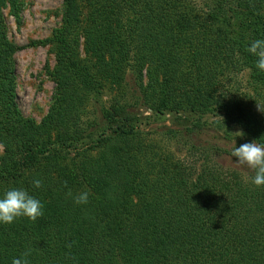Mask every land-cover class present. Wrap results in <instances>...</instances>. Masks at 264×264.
I'll return each mask as SVG.
<instances>
[{
  "label": "trees",
  "instance_id": "16d2710c",
  "mask_svg": "<svg viewBox=\"0 0 264 264\" xmlns=\"http://www.w3.org/2000/svg\"><path fill=\"white\" fill-rule=\"evenodd\" d=\"M63 2V24L47 39L57 47L52 73L57 101L37 125L20 112L15 100L12 55L21 47L6 36L2 13L9 6L15 15L20 5L18 0H0V144L4 150L0 184L27 189L44 205L43 216L35 222L20 218L0 225V264H11L25 252L34 260L39 258L35 264H118L120 254H142L136 264H264V188L251 191L237 177L217 185L208 174L189 182L187 172L182 176L172 169L171 161L156 147L142 142L132 147L117 144L132 141L138 134L134 123L138 117L130 103L101 107L102 122L96 126L104 125L95 141L104 149L100 160L89 155V146L79 147L81 136L91 138L94 131L73 129L79 120L80 89L88 80L71 54L78 42L74 28L80 23L79 4L77 0ZM110 2L114 11L102 36L112 35L117 49L107 55L106 63H112L108 73L117 74L121 64H114L132 57L141 68L146 66L147 82L142 81L140 71L136 79L137 103L149 105V100L164 93L167 104L176 106L170 109L175 112L203 115L218 109L226 121L241 129L248 143H264V117L251 104L240 102V90L235 97L229 93L228 103L202 92L210 66L216 62L219 70L249 69L255 95L264 96V72L255 68V57L241 42L242 26H238L244 18L262 19L264 0ZM195 120L196 128L200 117ZM47 125L59 130L60 145L43 140ZM71 149L76 150L74 165L95 185L100 200L76 205V193L62 186V181L70 179L64 164ZM34 178L42 182L40 189L32 188ZM133 195L138 196L136 201ZM45 245L49 248L43 250Z\"/></svg>",
  "mask_w": 264,
  "mask_h": 264
},
{
  "label": "rangeland",
  "instance_id": "374dc122",
  "mask_svg": "<svg viewBox=\"0 0 264 264\" xmlns=\"http://www.w3.org/2000/svg\"><path fill=\"white\" fill-rule=\"evenodd\" d=\"M18 2L20 8L15 15L12 14L9 6L2 8L6 22V36L16 46L21 47L12 55L15 71V100L20 112L25 117L33 118L36 124L40 125L57 101V83L52 74L57 64V47L55 43L47 39L52 38L63 24L64 2L63 0H18ZM77 2L80 8V23L74 28V35L77 33L79 36L77 35L78 42L71 54L78 62L80 69H84L85 74L87 73L88 85L80 89L81 96L78 97V102L81 103V108L77 111L78 127L73 126V129L82 128L85 133L94 131L91 138L81 136L79 147L89 146V155L93 157V160H100L104 149L97 144L99 142L95 141L100 137L101 127L104 125L103 122L96 126V122L101 121V107L105 105L106 108H110L115 103H130L132 105L130 110L138 117L134 122L138 134L132 141H117V144L130 143L128 146L132 147L133 143L137 145L142 142L148 143L153 149L156 147L160 154L171 161L172 169L181 171L182 176L184 172H187L189 182H194L201 174H208L216 178L217 185L222 184L223 181H233L234 177H237L240 184H245L251 191L258 192L263 189L264 186L257 187L251 183L254 172L246 165L235 163L236 158L231 156L235 144L239 147L241 144L248 143V140L242 137L238 126L226 121V115L223 112L218 109L203 115L185 110L175 112L170 109L176 106L167 104L164 93L158 95L155 101L149 100V105L136 102L133 94L134 89H139L136 79L140 71L142 81L144 79V84L147 82L146 66L141 68L132 57L131 60L114 64V66L121 64L122 70L117 71V74L108 73L111 67L109 65L112 63H108L109 65L106 63L107 55L115 52L114 47L117 49V41L112 38V35L104 38L102 32L103 27L106 30L104 25L114 11V6L110 0H77ZM257 21L264 25V14L260 20L252 21L244 18L239 22L238 26H242L243 35H240L241 42L246 47L250 41L264 38V30H262L264 26L259 25ZM212 64L207 75V87L202 92H210L209 95L225 100L222 103H228L229 93L235 97V91L240 90L243 93L240 96V102L244 105L251 104L252 109L257 110L264 117V112L258 110L257 105L264 106V96L255 95L254 80L250 78V70H228V68L219 70L216 62ZM158 107L163 108V111H157ZM181 107L187 109V105ZM198 117L200 122L197 124L201 123V125L195 128L196 120L194 119ZM45 127L42 130L43 140L51 146L59 144V130L55 126ZM191 127L194 129L193 133H191ZM172 130L178 132H172ZM239 138H243L241 144H239ZM3 152V146L0 144V158ZM75 152V149H71L68 154L70 159L64 164L70 179L68 182L62 181V186H69L68 190L76 194L88 191L89 199L98 201L101 197L95 185L87 178L84 179L73 163ZM27 176L28 174L25 177ZM72 182L74 184L70 185ZM1 187V191L7 189L5 185L0 184ZM132 199L136 201L138 196L133 195ZM42 233L46 234L45 231ZM25 247H28V251L31 250L28 244H25ZM48 248L49 246L45 245L43 250ZM46 253L47 251L43 252L39 257ZM142 257H144L142 254H120L117 261L118 264H136L142 260ZM27 259L29 264L39 260L37 257L34 260L32 255H29Z\"/></svg>",
  "mask_w": 264,
  "mask_h": 264
},
{
  "label": "clouds",
  "instance_id": "9594fccd",
  "mask_svg": "<svg viewBox=\"0 0 264 264\" xmlns=\"http://www.w3.org/2000/svg\"><path fill=\"white\" fill-rule=\"evenodd\" d=\"M246 51L255 57L254 66L257 71L264 72V38L250 41ZM257 105L258 110L264 112V106ZM231 156L236 158L235 163L246 165L254 172V175L251 177L253 185L257 187L264 186V143L254 140L241 144L239 147L235 144L232 148ZM31 184L33 189H40L42 186V182L35 178ZM69 195L72 194L69 193ZM89 195L88 191H81L75 194L73 196L74 204L86 205ZM43 214V203L30 194L27 189L12 187L0 193V225L12 224L20 218H27L35 222ZM28 255L29 253L25 252L20 257L13 258L11 264H29Z\"/></svg>",
  "mask_w": 264,
  "mask_h": 264
}]
</instances>
